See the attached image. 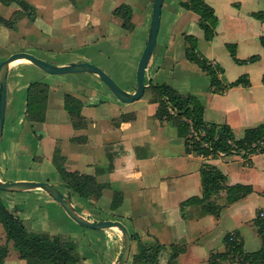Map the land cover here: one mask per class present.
<instances>
[{"label":"crops","instance_id":"1","mask_svg":"<svg viewBox=\"0 0 264 264\" xmlns=\"http://www.w3.org/2000/svg\"><path fill=\"white\" fill-rule=\"evenodd\" d=\"M26 1L34 8L42 3L38 0ZM65 1L69 5V11L72 12V21L60 20L56 23L58 16L53 14L47 27L51 32L60 26L62 30H65L67 35L60 43H57L61 48L53 47L52 49L56 51L55 53H66L69 60L45 54L37 55L33 52V49L38 47L42 50L49 49V45L45 44L43 40L46 35H41L43 32L39 30L41 28L39 25L27 23L21 19L25 13L17 3L11 2L9 5H4L0 2V10L6 12L7 16L4 18L17 15L18 20L21 19L20 22L25 24V29L33 28L39 39L43 40L42 43L37 42L36 37L27 40L28 43L23 51L31 52L51 63L57 65L70 61L92 63L95 58L101 59L100 54L102 51H107V47L109 48L107 53L110 54L120 51L119 46L122 45L121 40L126 36L124 33L126 31L120 28L115 29L114 25L119 23L112 19L113 16L110 17L109 22H105L103 19L101 21V18L107 14L113 15V9L122 3L129 5L132 9L135 0H97V3L93 5L90 2L88 6H84L85 9L76 8L70 4L69 0ZM183 1L186 0L163 1L155 47L146 65L145 74L150 75L161 66L164 56L171 48L175 47L178 36L176 50L179 54L181 48L185 49L184 35L195 36L199 52L206 59L222 67L223 72L220 74V79L223 83L228 84L241 76L248 81L247 86L239 84L228 87L223 93H213L209 88L210 82L207 76V85L203 84L202 87H197L190 93L195 95L204 106V119L207 122L227 123L232 129L234 137L239 139L243 136L246 128L264 122V77L260 78V82H262L259 84L260 91L255 92L249 70V66L260 61L261 55L254 62L236 63L230 54V59H220L216 49L220 45L225 47V43H235L237 53L240 45L247 44L252 40L259 42V37L264 36V20L253 17L251 12L264 11L261 8L264 5V0H205L213 7L218 18L216 35L210 41L203 38V32L198 26L197 14L185 9L181 5ZM150 5L146 4L145 12H143V29L137 39L138 57L135 64L146 43L152 6L148 10L147 8ZM195 26H197L196 31ZM192 27H194L193 30ZM4 30L0 26L1 34L5 32ZM95 44H99V48L90 49L89 52L92 54L81 51L82 46L89 47ZM91 55H95L94 58ZM4 58L5 56L1 55L0 61ZM238 58L245 59V57ZM233 65L246 68L236 70L235 76H228L227 69L232 68ZM26 72H28V76ZM134 72L136 75V68ZM242 72L243 74L240 75ZM52 75L26 60L16 61L10 66L7 78L6 108L0 138V180L47 181L57 186L63 194L69 192V198L76 210L80 208L81 210L77 211L89 220L117 219L122 221L129 231L137 235L155 237L162 244L184 240L186 247L180 255L178 264H194L192 261L183 259L190 251L194 255L202 253L200 264H207L209 254L214 252L211 244L216 241L215 232L219 226H223V223L230 226L228 233L237 232L242 240L243 250L250 251L246 247L248 238L243 234L242 227L255 226L254 218L257 212L264 213V152L248 157L235 154L231 156L219 155L218 158L211 159V163H214L226 175L227 184H250L253 187V192L224 206L217 217L208 214L195 220H188L181 215L179 205L183 200L201 194L200 167L204 159L194 153H187L183 139L177 135L175 128L171 129L168 122H160L155 118L156 104L152 102L145 104V101L141 99L125 103L115 98L109 89H101V93L94 91L86 97L71 94L82 102L81 115L84 117L81 126L73 128L72 123L70 124L71 121L69 122V115L63 108L66 93L55 95L53 91L55 85L58 84L54 81H58L59 76L57 74L58 78L53 79ZM92 75H94L93 78H97L95 74ZM150 80L151 78L148 79V81ZM32 81L47 83L49 96L45 122L34 121L31 122V126L34 131H40L43 130L44 125H49V120L57 131H60L61 127L63 128L65 146L62 147L63 152L60 151V153L65 157L64 167L66 170L95 175L97 180L103 183L101 196L95 202L68 191L63 186V181L53 163L50 170L54 174L43 180L21 175L5 176V173L13 168L18 171L20 162L25 168L31 167L36 159L39 164H35L39 167L45 162L49 165L52 162L55 146L60 150L57 147L59 139L55 140L58 138L57 134H53L51 144L45 148L42 143L41 153L39 152L40 144L33 148H38V155L32 154L30 150L33 149L24 145L28 139V135L22 128L25 121V96L27 85ZM135 88L136 84H132L125 90L133 92ZM142 105L145 106L144 109H142ZM121 115L127 116L128 119L118 122L117 119ZM236 131L242 132V136L238 138L235 134ZM43 140L41 141L43 142ZM4 192L11 207H22L23 204H19L17 196L21 195L19 198L21 200L25 194H33L37 199L44 200L49 205L58 204L40 189ZM115 196V202H113ZM110 203L114 205L112 208ZM103 205H106V208H103ZM20 216L29 221L33 230L50 233L46 227L37 223L38 215L34 209L24 211ZM109 230L111 229L97 231L103 232L107 239L108 234L112 233ZM255 232L251 243H254V239L259 236L256 226ZM3 236L4 239L0 240V244L6 242L4 230ZM117 236L120 245L116 248L113 244L108 264H112L119 255L121 239L119 234ZM107 240L111 239L108 237ZM217 249L219 250L216 251H223L224 243L223 245L219 244ZM19 250L18 247L16 255L21 259ZM4 262L8 264L6 258ZM78 264H82L80 257Z\"/></svg>","mask_w":264,"mask_h":264},{"label":"trees","instance_id":"2","mask_svg":"<svg viewBox=\"0 0 264 264\" xmlns=\"http://www.w3.org/2000/svg\"><path fill=\"white\" fill-rule=\"evenodd\" d=\"M4 5L11 2L17 3L28 17H33L34 7L26 0H0ZM181 5L198 15V26L203 32V38L212 40L216 35L218 18L211 5L205 0H186ZM112 14L121 20V26L132 30V9L127 4L116 6ZM257 19L264 20V11L251 12ZM17 15L10 18L0 16V23L12 27L18 20ZM259 42L264 48V36L259 37ZM185 57L191 63L197 64L209 77V88L213 93H223L228 87L242 84L248 85L245 77L225 84L220 79L222 67L206 59L197 48V38L193 35H184ZM231 58L236 63L254 62L259 55L254 54L245 59L236 56V44L225 43ZM264 80V79H263ZM148 90L149 101L156 104L155 118L160 122L170 123L179 137L183 139L185 151L201 156L204 160L200 167L201 194L191 196L180 203L183 218L195 220L204 215L217 217L224 206L253 192L250 184H227L226 175L214 164L211 159L219 155L231 156L249 155L264 152V145L255 144L264 136V122L245 129L241 138L236 139L231 127L227 123L207 122L204 119V106L199 99L190 93H179L175 88L166 83H153L148 81L145 90ZM144 90V91H145ZM49 85L43 81L28 83L25 96V119L29 122H41L45 119L48 106ZM82 102L71 94L64 95L63 108L69 115L73 127L78 128L84 117L81 115ZM128 119L121 115L117 121ZM255 144V145H254ZM53 166L63 181V186L68 191L76 193L86 200H95L101 196L103 183L95 175L68 171L64 167L65 157L60 150L55 148L51 159ZM257 212L254 223L261 239V246L252 251L243 250L242 240L237 232L227 233L222 241L223 251L211 252L207 264H264V213ZM0 224L5 233L6 242L0 244V264H5L8 253L7 242H19V257L27 264H78L79 257L73 250V244L63 248L68 241L61 235L50 234L45 231H36L31 228L29 221L18 215L16 208L9 209L0 198ZM136 241L135 251L131 254V264H160L159 255L165 245L156 241L145 243L140 241L137 234H131V244ZM169 264H177V257L185 251L186 244L177 250L171 245Z\"/></svg>","mask_w":264,"mask_h":264},{"label":"rangeland","instance_id":"3","mask_svg":"<svg viewBox=\"0 0 264 264\" xmlns=\"http://www.w3.org/2000/svg\"><path fill=\"white\" fill-rule=\"evenodd\" d=\"M41 1V5L34 8L33 11V17L30 18L24 11L25 15L21 19H24L25 22L33 23L36 25H39L41 27L39 30H41L43 33L41 35H46V38L43 39L45 44L49 45V51L42 50L40 47L33 49L35 54L39 55H47V56H56L64 58L66 60H69L67 58L66 53H55L52 48H61L60 45L57 43H60L61 40L66 36L65 30L60 28L55 29L53 32L49 31V28L47 27V23L52 19V15L58 16V20L56 23L61 21H72V12L69 11V5L66 3L65 0H38ZM70 4H73L74 7L79 9H85L84 6H88L90 2L93 4L97 3V0H69ZM153 0H135V5L132 8V16H131V22L133 24L132 30H127L121 26V20L117 18L114 15L107 14L105 16H102L101 21L109 22L110 17L113 16L112 19H115L117 23L115 24V29L118 30L119 28L123 31L125 30L126 36H124L121 40L122 45L119 46L118 52H115L113 54L107 53L109 48L107 47V51L101 52V59L95 58L93 62L94 64H98L101 66L100 68L105 71L121 88L124 90L126 88H129L136 84V75H135V68L136 64L135 61L138 57L137 52V39L139 38V35L141 34V30L143 29V12H145L146 4H151L147 10L152 6ZM1 4V3H0ZM152 8V7H151ZM264 10V5L261 7ZM146 10V11H147ZM196 14V13H195ZM1 16H7L6 12H1ZM193 16L195 17L194 13ZM198 16V15H197ZM9 17V16H8ZM20 19V20H21ZM99 20V18H97ZM96 19V20H97ZM20 20H17L15 24L12 27H9L7 25L1 24L0 26L3 27L5 30L4 33H0V56L2 55L5 58L10 55L11 53H14L16 51H23L26 48L27 40H32L34 37L37 38V42L42 43L43 40L41 38L39 39L38 34H36V31L31 28L30 30L25 29V24L20 22ZM114 21V20H113ZM94 22V21H93ZM92 22V23H93ZM120 25V26H119ZM76 28V27H73ZM45 29V31H43ZM192 30L194 27L191 28ZM197 30V26H195V31ZM101 31H103L101 29ZM50 32V33H49ZM115 32V31H113ZM123 33V32H122ZM51 34V35H50ZM40 35V34H39ZM179 36L177 37L175 47L171 48L167 52V55L164 56V61L161 63V66L155 69L150 75L145 74L144 82L147 84L148 79L151 78L153 83H166L173 88H175L179 93L186 94L191 93L193 90H196V88L206 86V81L208 82L207 75H205V72H203L200 67L197 64L191 63L186 59L184 56V50L181 48L180 54L176 50V45L178 41ZM50 42V43H49ZM250 43V44H248ZM247 44H242L239 46L238 51L236 53L237 57L240 58H246L247 56H250L252 54H258L260 57V61L257 63H254L252 66H249V70L251 73V83L253 84V91L259 92L261 88H259L260 78L264 77V49L259 44L257 40L249 41ZM83 52L86 54H92L89 52L90 49H98L99 44H95L94 46H82ZM198 48V45H197ZM47 51V52H44ZM218 52L219 58L222 60H228L230 59L229 53L227 49L220 45L219 48L216 49ZM174 53V54H173ZM92 58H94L95 55H91ZM140 56V55H139ZM71 62V61H70ZM92 62V63H93ZM97 65V66H98ZM98 66V67H99ZM135 66V68H134ZM246 67L241 68L239 65H233L232 68H228V76H235L234 74L237 72L236 70H242ZM25 69V68H24ZM23 69V71H25ZM244 72V71H243ZM240 73L241 74H243ZM24 73V72H23ZM27 76H28V72ZM25 75V74H24ZM59 76V78H58ZM53 74V79H59L58 81H54L56 84L54 93L55 95L59 96L62 93H70V94H79L81 97L90 96L91 93L95 91L96 92H102L101 89H108L106 84L97 78H93L94 75L90 73H84V74H76V73H66V74ZM26 78V77H25ZM259 78V79H258ZM51 79V81L53 80ZM53 82V81H52ZM106 87V88H105ZM53 89V87H52ZM102 97V96H101ZM143 100L146 103H151L149 101V93L146 89L143 93V95L134 100ZM130 103V102H129ZM145 106L142 105V109H144ZM69 117V116H68ZM42 122V121H41ZM45 122V120H43ZM49 125H44L43 130L40 131H34L33 127L31 126V122L25 121L23 122V131L25 134L28 135L27 142L24 143L25 147L34 148L37 146V144H40V150L41 153V145L43 143V148H45L47 145L51 144V140L54 137L53 134H57L56 136L58 138H55L57 141V147L60 148V151L63 152L62 147L65 146V137L63 128L61 127L60 131H57L56 127H54L49 120ZM70 122V118H69ZM71 124V122H70ZM72 125V124H71ZM168 125L173 128V126L168 123ZM74 128V127H73ZM238 138L242 136V132L236 131L235 133ZM235 136V135H234ZM237 138V137H236ZM42 139L43 142L41 141ZM56 145V143H55ZM59 145V146H58ZM56 148V146H55ZM32 154L38 155V148L30 150ZM21 161V160H20ZM35 163L39 164L37 159L34 161ZM33 163V165L29 168L23 167V163H19V170L16 171L14 168L10 170L8 173H5V176H26L30 178L35 179H41L43 180L45 177H51L54 173L50 170L51 164L47 165L48 163L45 162L42 165H36ZM42 171V172H41ZM35 181V180H34ZM106 187V186H105ZM0 196L2 201L7 205L9 209L16 208L18 210V215L24 211H30L31 209L35 210L38 219L37 223H39L41 226L46 227V229L53 234L61 235L64 239L68 240L65 242V245H63V248H65L66 245L69 243L73 244V250L76 252L77 256L80 257L82 264H108L111 256V248L113 244L116 246V248L120 245L119 237L117 236L119 233L115 228H110L112 233H109L107 236L111 240H107L101 231H97L95 229H89L85 228L83 226H80L79 224L72 221L64 212V210L58 205H49L44 200H39L35 197L33 194H25V196L21 197V200L19 199L20 196L18 195L17 198L19 200V204H23V206L15 207V206H9L7 196L4 191H0ZM115 197H113V202H115ZM95 200H91L95 202ZM25 203V204H24ZM101 204V203H100ZM26 206V207H24ZM103 208H106V205H103ZM111 208L114 206L110 203ZM77 210H81L78 208ZM21 217V216H20ZM127 223L126 221H124ZM223 223V226H219L215 232L216 241L215 243L211 244V248L214 250V253L216 252L217 246L219 244L223 245V237L228 233L230 226ZM249 229V230H248ZM243 234L246 235L247 243L246 247L248 250H256L260 247V237H256L254 239V243H251V239L253 236V233L255 232V226H251L249 228L242 227ZM254 231V232H253ZM130 234H134V232L129 231ZM252 233V234H251ZM218 234V235H217ZM140 238V241L145 243H153L158 241L155 237H151L148 235H138ZM214 237V238H215ZM254 237V236H253ZM3 227L0 224V240H3ZM112 241V242H111ZM159 242V241H158ZM110 244V245H109ZM165 245V248L160 252L159 255V261L160 264H169V255L171 250V245L177 246V250H179L182 246H184V240H180L177 242H168ZM18 247L20 248L19 242L10 240L8 242V252L9 254L6 257V260L8 264H27L24 260H21L17 257L16 253L18 250ZM67 248V247H66ZM65 248V249H66ZM136 248V241H133L131 244L130 249V255L126 262V264H131V254L135 251ZM68 249V248H67ZM180 253L177 257V264L179 263L180 259ZM202 253L198 255H194L192 251L188 252V255L185 256L183 259H186L188 261H192L194 264L201 263L202 260ZM207 258V257H206ZM205 258V260H206ZM73 259L70 260L68 264H72Z\"/></svg>","mask_w":264,"mask_h":264},{"label":"water","instance_id":"4","mask_svg":"<svg viewBox=\"0 0 264 264\" xmlns=\"http://www.w3.org/2000/svg\"><path fill=\"white\" fill-rule=\"evenodd\" d=\"M164 0H153L151 9V20L145 46L140 55L136 67V88L133 92H128L121 88L105 71L96 64L89 61H71L62 65L51 63L47 60L35 56L28 51H16L0 61V138L2 135L3 120L7 100V78L10 66L18 60L26 59L46 73H91L101 79L112 95L118 100L129 103L140 98L147 84L144 82L146 65L155 47V40L159 28L161 6ZM29 189H40L47 193L56 201L65 213L77 224L89 229L115 228L121 239L119 255L112 264H126L131 249V234L126 225L117 219L89 220L82 216L72 204L69 192L63 194L57 186L47 181H2L0 180V191L18 192Z\"/></svg>","mask_w":264,"mask_h":264},{"label":"built area","instance_id":"5","mask_svg":"<svg viewBox=\"0 0 264 264\" xmlns=\"http://www.w3.org/2000/svg\"><path fill=\"white\" fill-rule=\"evenodd\" d=\"M255 144H259V145L263 146L264 145V136L259 140V142H256ZM260 215L262 216L263 213H260Z\"/></svg>","mask_w":264,"mask_h":264},{"label":"bare ground","instance_id":"6","mask_svg":"<svg viewBox=\"0 0 264 264\" xmlns=\"http://www.w3.org/2000/svg\"><path fill=\"white\" fill-rule=\"evenodd\" d=\"M21 60H26V59H21ZM18 61H19V60H18ZM26 61L31 62V61H29V60H26Z\"/></svg>","mask_w":264,"mask_h":264}]
</instances>
